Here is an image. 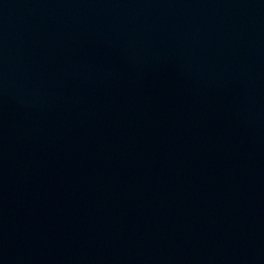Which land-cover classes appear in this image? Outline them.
I'll return each mask as SVG.
<instances>
[{
	"label": "water",
	"instance_id": "1",
	"mask_svg": "<svg viewBox=\"0 0 264 264\" xmlns=\"http://www.w3.org/2000/svg\"><path fill=\"white\" fill-rule=\"evenodd\" d=\"M0 264H264V0H0Z\"/></svg>",
	"mask_w": 264,
	"mask_h": 264
}]
</instances>
